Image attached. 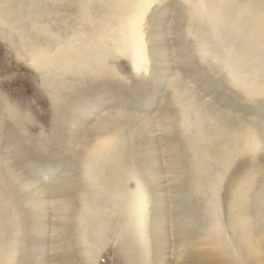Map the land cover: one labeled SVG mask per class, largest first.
Instances as JSON below:
<instances>
[{"label":"bare ground","instance_id":"6f19581e","mask_svg":"<svg viewBox=\"0 0 264 264\" xmlns=\"http://www.w3.org/2000/svg\"><path fill=\"white\" fill-rule=\"evenodd\" d=\"M160 1L0 0L2 37L53 100L50 129L27 146L29 112L0 103L20 127L0 123V264H102L111 241L125 264H264V0L168 2L172 21L159 34L157 11L149 41Z\"/></svg>","mask_w":264,"mask_h":264},{"label":"rangeland","instance_id":"374dc122","mask_svg":"<svg viewBox=\"0 0 264 264\" xmlns=\"http://www.w3.org/2000/svg\"><path fill=\"white\" fill-rule=\"evenodd\" d=\"M45 1L51 2L52 0H45ZM175 1L176 0H161L160 2H155L152 6H150L148 11L146 12L145 19H144V25H145L144 28L146 29L147 33H149V35H150V38L148 39L149 41L151 40V38L157 39V37H159V36H157L158 32H155L152 29V27H157L159 25L158 24V25L154 26L156 24V20H158L157 18H159L158 16H156L159 12L162 13V18H163L162 22H161V26L164 22V25L169 27V23H171L172 17H173L172 12H173L174 6H170L169 9H171L172 11L170 10L169 12L171 14L168 13V15H165V11L163 10V7L168 2L174 3ZM238 1H240V0H238ZM0 5L7 6L8 4H6V5L0 4ZM157 11H158V13H157ZM164 25L162 26V28L164 27ZM161 26H160V29H161ZM3 27H4V25H2V23L0 22V29ZM4 29H5L4 31H6L7 27H5ZM150 30H152V31H150ZM163 32H164V28H163V30H161V32H159V34H164L165 32L164 33ZM168 34H167L166 38L169 40V44H170L172 42L173 35L172 34L168 35ZM46 36H47V34H46ZM43 37H45V36H43ZM6 38L4 39V37H2V33L0 30V103H3L4 100H7V101H10L14 106L18 107L19 110H22L23 112H26V111L29 112L30 120L24 121V123L26 124L25 126L27 128H30V127L31 128H30V130L24 129L25 136L22 139V142L24 143V145L27 146V145H29V143L26 140V136H28V137L32 136L34 138H35V136L41 137L44 135V133L46 134L48 129H50L49 126L52 122L51 120H52V116H53L51 103L53 100L50 101L49 95L45 94L46 90L41 89V82L39 80L40 77L36 74L37 72L33 69V67L30 65V63H28V61L25 60V59H27V57H22L21 55H18L19 48L17 49L16 46L13 45V42H15L17 39L13 36L9 37V40ZM29 50L30 49H29V45H28L26 49L24 47V49L19 51V53H23V52L29 51ZM172 51L173 50L171 49V53H172ZM16 52H17V54H16ZM171 53H170V58L172 60V63H175V59H177V56L174 53H172V54ZM173 56H175L174 57L175 59L173 58ZM23 58H25V59H23ZM124 63H127V61H124ZM151 63L153 64L154 62H151ZM149 65H150V63H149ZM207 68H208L209 76L211 77L210 81L218 80V82H220V84H222V86L224 85V87L229 88V89H226L225 91H228V90L229 91H235L236 90L234 88V86H232L228 82L227 76H226V78L222 77L224 75L223 71H219L217 68L213 67V65H207ZM125 69H126L125 72L119 73L120 77L121 78L125 77L124 81H132L134 79V73L132 71H129V69H127V68H125ZM56 79H58V78H56ZM140 79L141 78L139 77L138 80H140ZM190 85H192L196 91H201V93H204V91H206L205 87L204 86L202 87V85L196 81H191ZM88 87H90V86H86L84 89H87ZM164 87L165 88H163L162 91L161 90L159 91L158 96L160 97V99L165 98L167 95V91H169V89H170L169 84H167ZM96 89H98V88H96ZM220 89H221V87L219 86V87H217L216 91H221ZM222 90L224 91V89H222ZM91 93H92V91H91ZM86 94H89V90H87ZM161 94H162V96H160ZM157 97H155V99L153 101H156V99H159V97L158 98ZM207 97H210V96L207 95ZM67 100L68 99L65 97L63 104L66 105ZM150 101H152V99L149 98L148 101L146 100L144 102H140L142 104V107L140 108L141 111L140 112L137 111V112H139L140 114H143L144 112L146 113L147 108L143 104H145L146 102H150ZM140 103H139V105H140ZM69 106H70V104H69ZM134 112H136V111H134ZM20 113H22V112L20 111ZM4 115H7V111L4 110L2 107L1 112H0V123H2L4 121V124L8 123L10 126L16 127L18 125L8 116L6 118H3ZM17 128L20 129L19 126H17ZM3 129H4V126H2V129L0 131L1 132V136H0V152H1L0 154L1 155H0V158H2V156H6V155L8 156L9 155L8 150L6 152H4L5 148H4V132L2 133V131H4ZM135 130L136 129H133L132 131H135ZM158 133L159 132H156V135ZM157 136L159 137L160 135H157ZM132 138H133V136H132ZM63 145H65V143H63ZM55 146H58V145L55 144ZM62 149H63V151H62ZM62 149H60V151H59V152H62V154L57 158L58 160L61 159V161L72 155V154H70L72 151L64 150V148H62ZM2 152H4V153H2ZM10 161H11V159H10ZM5 164H6V162H5ZM28 171L29 170H25L23 175L24 174L26 175L28 173ZM20 172H21V170L19 171V173ZM30 172L33 174L32 176H34L33 178H30V180L37 182L40 179L39 178V176H40L39 170H34V171H30ZM42 175L45 176L44 174H42ZM6 178L7 177L5 175H0V185H6V182H7ZM12 193L19 195V192H16V193L12 192ZM168 194H170V193H168ZM168 194L166 195V197H167L166 206L168 205L167 206V216H168L167 218H169L167 224H168V230L170 231L169 232V241H170L171 246H169L165 250V252L167 251L165 254V260L170 262V261H173V259H174V255L172 252H175V250H173L174 237L171 233L172 232L171 231L172 226H171L170 218L172 216H171V212H170L171 211V209H170L171 204L169 203ZM151 204L152 203L150 202L147 210L150 211V213L152 214L154 211V205H151ZM152 209H153V211H152ZM19 226L21 227V229L19 231V237H20V235L23 233V229H22L23 224H20ZM52 227H53V225H52ZM51 231L48 233V238H46L48 241H50V244H51V240L53 238L52 236H50V238H49V234H51ZM169 241H168V243H169ZM115 246H116V243L113 244V241H111L110 244H108L103 249V251L101 253L104 256V257L102 256V264H125L122 259H119L118 255H117V249ZM22 253L23 252L20 253V256L22 255ZM46 253H47V255H46L47 258L51 259L52 255H54L55 252H52L51 250L47 249ZM99 264H100V262H99Z\"/></svg>","mask_w":264,"mask_h":264},{"label":"snow or ice","instance_id":"6c2138e0","mask_svg":"<svg viewBox=\"0 0 264 264\" xmlns=\"http://www.w3.org/2000/svg\"><path fill=\"white\" fill-rule=\"evenodd\" d=\"M142 22V21H141Z\"/></svg>","mask_w":264,"mask_h":264}]
</instances>
